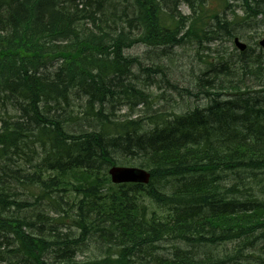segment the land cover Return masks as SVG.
<instances>
[{
	"label": "trees",
	"instance_id": "16d2710c",
	"mask_svg": "<svg viewBox=\"0 0 264 264\" xmlns=\"http://www.w3.org/2000/svg\"><path fill=\"white\" fill-rule=\"evenodd\" d=\"M111 1L0 0V153H4L0 158L8 156V163L0 164V264H106L110 259L122 264L130 256L143 264H219L212 262L217 250L195 259L187 249L220 243L229 251L226 244L237 239L244 244L236 254L243 253L257 246L249 241L252 235L258 236L260 255L241 264H264V196L258 200L250 192L264 191V94L253 88L264 86L261 54L251 60L252 48L232 54L223 48L215 61H209V77L205 73L198 88L208 99L207 106L177 115L146 116L152 128L130 113L123 120L103 113L105 104L124 103L132 111L134 104L149 100L132 79L138 78L132 72L136 59L124 55L126 48L145 43L161 46L164 52L169 46L182 45L187 37L208 40L210 33L221 43L232 42L235 36L243 37L240 32L248 26L247 20L264 19V0H240L244 16L232 18L209 13L206 0H121L122 8ZM180 1L193 9L181 17L191 21L188 30L173 14ZM222 1L227 9L230 1ZM245 75L255 78L247 82ZM74 92L78 98L81 93L86 96L81 98L86 108L83 115L96 120L93 131L69 130L70 121L79 120L78 114L68 112ZM222 111L233 113L232 123L240 124L237 129L229 127L230 119L220 117ZM30 138L40 142L41 149L48 145L50 155L40 171L23 173L14 167L11 153L18 155L23 147H31ZM114 150L139 155L140 159H132L150 170L149 184H113L109 167L102 166L115 163ZM6 176L12 179L6 181ZM107 182L108 195L103 199L98 190ZM170 183L175 184L171 193ZM17 184L28 185L24 190L29 196L41 189L46 207L58 215L43 211L27 214L33 218L14 217L10 210L19 205L10 198L20 189ZM73 185L78 189L73 190ZM242 188L248 193L239 194ZM71 190L81 194L75 193L77 201L68 205L59 193ZM140 194L162 204L172 202L177 212L164 220L147 218L138 201ZM178 201L184 205L178 206ZM23 202L28 208L34 206L29 199ZM59 209L72 220L67 224L80 230L79 238L58 228L63 225ZM52 222L56 224L46 230ZM84 238L96 243L105 239L118 252L116 256L108 252V259L102 260L81 261L75 254L66 257ZM166 239L178 240L174 245L181 253L155 255ZM14 241L16 246L10 251ZM182 243L188 247L181 248ZM52 247L53 255H61L48 262L42 256Z\"/></svg>",
	"mask_w": 264,
	"mask_h": 264
},
{
	"label": "rangeland",
	"instance_id": "374dc122",
	"mask_svg": "<svg viewBox=\"0 0 264 264\" xmlns=\"http://www.w3.org/2000/svg\"><path fill=\"white\" fill-rule=\"evenodd\" d=\"M116 1H117L118 7L122 8L123 1L121 2V0H112L111 2H116ZM229 1L230 2H229L227 9H223L222 0H206V6H208L210 10L209 13L219 12V15L221 17L232 18L234 14H238L243 17L245 9L243 8L241 1L240 0H229ZM206 6H205V9H206ZM195 8L197 11L198 6H195ZM167 11H170V9L167 8ZM192 11H193L192 7L187 5L185 2L180 1L177 5L176 11L173 12V14L176 17H178L180 22L181 20H183L180 24L183 26L185 30H188L189 28L188 26L191 25V21L186 22V20L181 19V17L182 15L190 14ZM117 14L120 15L121 12L118 11ZM260 18L261 16H259L258 19L247 20L248 26H245V31L243 32L238 31V32L243 34V37H240V38L243 41H245V43L248 44L249 48H252L255 50L252 56H250V59L254 60L256 58L255 56H257L258 54H261L262 56L261 58L264 61V48L260 45V40L264 38V19L261 18V20L263 19V21H260L259 20ZM193 25L195 29L199 28L198 25L197 26L195 24ZM131 33L135 35L137 34V31H133ZM208 37H209L208 40L204 38L203 40L201 39V41L198 38L191 39L192 37L190 38L187 37L185 38L186 41H184L182 45L177 44L174 47L169 46L168 49L164 52L162 51L163 47L161 46L156 47V46H151L145 43H138L132 47L126 48L124 51V55L136 59V62L132 65V72L136 76H138L136 80L134 79L135 77H133L134 82H136L137 84V90L141 91V89H143L146 91V93L149 95V103L134 104L135 109L132 111L130 110L129 106L123 105L124 103H119L117 105L116 103L114 105L105 104V106L108 105L107 107L109 108V109L107 108L106 113L108 112L111 114L113 113L114 115L112 116V118L115 116L123 120L124 118H121V117L129 113L131 115L130 116L131 118L139 119V118H147L146 116H152L156 114L157 112H166V113H169V115H173V113H176L177 115L181 113H186L188 111H192L193 109H196V108L206 107L208 104L207 102L208 99L203 95L202 92H200L198 88L200 86L201 81L202 80L204 81L206 78L209 77L207 70L212 66V64L209 61L211 59L215 61V58H218V56L222 54L223 48L227 50V53H231V54L238 51V50L235 51L233 49L232 43L227 42L228 39L223 41L225 43H221L219 42V38L217 39L213 37L212 39L211 33L208 35ZM236 37L238 36H235V38ZM187 41H191V42H187ZM152 68H154L155 71L152 70ZM204 75L206 78H204ZM262 75H264V64H263ZM254 78H255L254 76L249 77V75H245L243 80L250 82ZM128 81H130V79ZM253 88L255 91H259V95L264 94V86H258V87L253 86ZM74 95L75 97H72L73 98L72 107L74 108V110L73 109L71 110L72 108L71 107L70 109H68V112L69 113L74 112V114H78L79 120L74 122L77 126L70 121L72 128L69 127V130H71L72 133H78V131H81V130L93 131L94 128L96 127L95 125L96 122L91 120L92 119L91 116L83 115L84 110H86L84 99L78 98L76 93ZM119 101L123 102L122 100H119ZM69 107L70 106H68V108ZM96 108L99 109V106H97ZM171 118H173V116H171ZM146 120L147 121L146 123L144 122V124H149L150 126H152L151 122L148 121L149 119H146ZM77 122L79 123V125ZM32 138H30L31 147H23L22 150L17 151L18 155L16 153H11V155L13 156L12 159L15 162L14 167L16 169H20L21 171L23 170V173H25V171L28 173L30 172L35 173V172L40 171L41 166L47 160L46 158L49 159L50 153H49L48 145H45L44 148L41 149L40 142L34 143L32 141ZM22 152H27L28 155L22 154ZM3 155L4 153L2 151L0 153V157H2ZM114 156H115V163H113L112 165L141 167V165L138 163L139 161L138 159H132L134 156L140 159L139 155H133L124 150L123 151L121 150L119 152H114ZM7 158H8L7 155L5 156L4 159L0 158L1 160L0 164H4L3 162L8 163L6 162ZM36 165L38 168L35 167ZM112 165L106 164V165H103L102 167L105 169ZM143 168H146L148 170L147 167H143ZM254 171H252L251 173L254 174ZM240 177L242 178L241 175ZM9 179H8V176H6V181H8ZM3 180L5 179L3 178ZM19 186H20V189L14 188L16 191L18 190L17 193H19V195L15 192V194L12 193L14 197L10 198L12 201H15L16 204L19 205L18 208L12 206L10 210L11 211L10 213H12L14 217H19L20 219H23V218H26V216H29L27 214L30 212L32 213V216H33L43 211L46 212V214L50 216L58 215L57 211L52 209V207L51 209L46 207L45 203H48V202L45 201L46 196H45V193L41 189L37 191V193L40 196H36L35 198L37 200L35 201L34 198L26 194L24 190L25 188H29L28 185L26 187H22V185L17 184L16 188H19ZM73 186H71L73 190L78 189L77 186H74V187ZM101 186L102 187L98 191L100 194H102L101 195L102 198L105 199L108 195L107 191H108L109 184L107 182L106 187H103V185ZM171 187H174V185ZM73 190H71L70 193L68 192L59 193L60 194L59 196L61 195L65 196V200L68 202V205L73 204V202L77 201L73 196L75 193L81 194L79 191H75V193H73ZM169 191L171 193L173 192V189L172 190L170 189ZM245 191L246 189L242 188L241 193L239 194H244V193L247 194L248 192H245ZM250 192L254 194V196H256L258 200H260L264 196V193H263L264 191L262 190V188L255 189ZM56 193L57 192H54L53 194L55 195ZM239 194H237L236 196H238ZM24 199H29L30 203L33 204L34 206L28 208V205H26V203L23 202ZM40 199H42V201L39 203ZM138 201L140 203H143V206L145 207V209L143 210V214H145L147 218L164 220L166 217L171 216L170 213L175 214L177 212V209L175 208L176 205L173 204L172 202H169L168 204H162L152 198H149L145 194H140V199H138ZM178 202H179L178 206L184 205L183 202L181 201H178ZM65 208L69 209L67 206H65ZM14 209H16L15 212H13ZM19 210L21 211L19 212ZM183 210L186 211L185 208ZM71 211L73 212H71L70 215L72 216L76 215V214H72L74 212L76 213V208L72 209ZM59 212L60 214H63V217L60 219L63 225H58L59 226L58 228H60L61 230H65V231L68 230L69 232H72L74 234V236L72 237L73 239L79 238L80 230L77 228V226H74L73 224H67V222L70 223L72 220L68 218L65 212H63L61 209H59ZM29 217L33 218L31 216ZM52 224H56V223L52 222L51 224H48V227L46 228V230H48L49 227L52 226ZM13 240L14 238H12V241ZM81 241L83 243H81L79 247L76 245L73 247V250L75 252L68 253L66 257L72 256L75 254L76 259L81 260V261L90 260L93 258H99L100 260H102L104 258L108 259V256H109L107 254L108 252H110V254L114 256H116L115 254H117L118 252L117 250H113L114 248L111 247L112 245L109 244V241L107 242L105 239H100V241L97 243L93 239L89 240L87 238L81 239ZM249 241L254 242L255 246L256 245L257 246L252 249H248L247 245L249 243L247 242L245 247L247 248V250H252V251L246 250L245 252L238 253V254H236L237 252L236 250H238L237 247L241 248L242 244H244V241L237 240V239L226 244V249L229 251H224L225 246L223 248L222 244L220 243L216 245L213 243H210L209 245L203 246L201 248L200 246L198 247L192 246L191 248L189 247V249L187 250H191V253H193L192 256L198 259L199 258L202 259L200 254L205 256L204 253H209V252L215 253V250H217L218 255H216L215 259H213L212 262L215 263V261H217L219 264H241V261L249 260L251 256H256L258 254L260 255L261 248L259 246L260 244H259L258 236L257 235L250 236ZM162 243L163 245H161L158 248V251L157 253L155 252V255L165 256V257H172V256L174 257L175 253H178V254L181 253V252H178V250L176 249L177 245H174V244H179L178 240L171 241V240L166 239V241ZM184 244L182 243L181 245L182 247L181 246H178V247H181V248L188 247L187 244L185 245ZM14 246H16L15 241L12 243V245H10L9 250L13 251L12 248ZM108 248H111V249L108 250ZM263 248L264 247H262V249ZM53 249H55V247H52L49 251L44 252V256H42L48 262H52V260L56 256L61 255V253L53 255V252H52ZM148 253L149 252H146L145 255H148ZM229 253H235L236 255L235 254L234 255L236 257L231 256ZM261 253H263V251ZM226 255H229L228 256L229 259L223 260ZM139 258L143 260L142 256H139ZM128 260H130L128 263L124 262L122 264H143V262H141L137 258V256H130L128 257ZM230 260L231 262L228 263V261ZM106 261H107L106 264H116V263H113V259L106 260ZM221 261H224V263H221ZM150 264H160V263L152 262ZM253 264H257V263L255 262Z\"/></svg>",
	"mask_w": 264,
	"mask_h": 264
},
{
	"label": "bare ground",
	"instance_id": "6f19581e",
	"mask_svg": "<svg viewBox=\"0 0 264 264\" xmlns=\"http://www.w3.org/2000/svg\"><path fill=\"white\" fill-rule=\"evenodd\" d=\"M93 6V5H92ZM189 28L188 29H190L191 28V25L190 26H188ZM235 38V37H234ZM263 41H264V38L263 39H261L260 40V45L264 48V45H263ZM246 44V47L248 48L249 46H248V44L247 43H245ZM40 70V69H39ZM19 71H20V68H19ZM22 74V73H21ZM133 79V78H132ZM114 86V85H113ZM16 93V92H15ZM17 95V94H16ZM21 95V94H20ZM41 95V94H40ZM81 96H80V98H85L86 96L85 95H83L82 93L80 94ZM18 96V95H17ZM79 96V95H78ZM16 99V98H15ZM24 99V98H23ZM35 99H37V98H35ZM21 100V99H20ZM65 100V99H64ZM25 101H27V100H25ZM24 101V102H25ZM55 102V101H54ZM66 102V101H65ZM32 103V102H31ZM30 103V104H31ZM62 103H63V101H62ZM147 103H149V100L147 99ZM33 104V103H32ZM44 104V103H43ZM25 105V104H24ZM67 105V104H66ZM33 106V105H32ZM68 106V105H67ZM48 107V106H47ZM61 107V106H60ZM77 107V106H76ZM78 107H80V106H78ZM42 108V107H41ZM49 108H51V106L49 107ZM108 108V107H107ZM32 109H34V108H32ZM48 109V108H47ZM109 109V108H108ZM46 110V109H45ZM55 110V109H54ZM61 110H62V108H61ZM107 109L106 108H103V113L104 114H107L108 116H110L111 115V113H106L107 111H106ZM26 111V110H25ZM29 111V110H28ZM27 111V112H28ZM100 111V110H99ZM26 112V113H27ZM36 112V111H35ZM34 112V113H35ZM46 112V111H45ZM33 113V112H32ZM56 113V112H55ZM102 113V114H103ZM30 114V113H29ZM28 114V115H29ZM37 114V113H36ZM27 114H26V116H28ZM58 115V114H57ZM220 117L222 118V119H225V120H228V119H230L229 120V127L230 128H234V129H237V125L239 126L240 124H237V123H232V118L234 117L233 116V113H228V112H224V111H222V113L220 112ZM235 115V114H234ZM237 115V114H236ZM36 116V115H35ZM51 116V115H50ZM24 117V116H23ZM37 117V116H36ZM71 117H74V116H71ZM71 117H70V120H71ZM100 117V116H99ZM101 118V117H100ZM99 118V119H100ZM102 119V118H101ZM142 119V124L143 125H145L147 128L149 127V128H152V126H154V125H152V126H150L149 124H144V122L146 123V119H148V117L147 118H141ZM44 120V119H43ZM92 121H96L95 119H91ZM39 121H41V119L39 120ZM46 121V120H45ZM51 121V120H50ZM53 121V120H52ZM99 121V120H98ZM213 121H214V119H213ZM42 122V121H41ZM74 122H76V121H72V123H74ZM32 123V122H31ZM34 123V122H33ZM36 123V122H35ZM44 123V122H43ZM46 123H48V120H47V122ZM49 123H51V122H49ZM53 123V122H52ZM71 123V122H70ZM78 123V122H77ZM82 123V122H81ZM239 123V122H238ZM40 124V123H39ZM75 124V123H74ZM152 124V123H151ZM76 125V124H75ZM78 125H79V123H78ZM77 126V125H76ZM85 126V125H84ZM83 126V127H84ZM157 126V125H156ZM36 127V126H35ZM81 127V126H80ZM67 128H68V125H67ZM72 128V127H71ZM70 128V129H71ZM145 128V127H144ZM75 130V129H74ZM75 132V131H74ZM157 132V131H156ZM159 133V132H158ZM229 140V139H227V137H224L223 138V140ZM230 139H231V137H230ZM164 140V139H163ZM224 140V141H225ZM218 141V140H217ZM223 142V141H222ZM13 145V144H12ZM120 145V144H119ZM13 148V147H12ZM114 151H116V152H118L117 150H114ZM113 151V152H114ZM113 155V154H112ZM118 157V156H117ZM118 160V159H117ZM114 166H116V165H112V166H110L109 168H108V175H110V179H111V181L114 183V184H121V183H118V182H116V181H114L113 179H112V177H111V169L114 167ZM119 167H128V168H135V169H139V170H141L143 173H144V175H143V178L142 179H139V182H130V183H143V184H147V183H149L150 182V180H151V172H150V170L148 169H146V168H143V167H136V166H120V165H118ZM36 168H38L37 167V165L35 166ZM43 167V166H42ZM106 167V166H105ZM40 170V169H39ZM158 185V184H157ZM169 185V184H168ZM170 185L171 186H175V184H173V183H170ZM170 189H173V187L172 188H170ZM175 190V189H174ZM169 191V190H168ZM176 192V191H175ZM188 204V203H187ZM195 205V204H194ZM190 206V205H189ZM197 208V207H196ZM186 209V208H185ZM191 209H192V207H191ZM190 210V209H189ZM249 245V244H248ZM252 245H255V244H252ZM243 246V245H242ZM245 248V247H244ZM249 248V247H248ZM252 248V247H251ZM250 249V248H249ZM244 250V249H243ZM250 251H252V250H250ZM243 252V251H242ZM249 259V258H248ZM231 262V260L228 262V263H230Z\"/></svg>",
	"mask_w": 264,
	"mask_h": 264
},
{
	"label": "water",
	"instance_id": "95a60500",
	"mask_svg": "<svg viewBox=\"0 0 264 264\" xmlns=\"http://www.w3.org/2000/svg\"><path fill=\"white\" fill-rule=\"evenodd\" d=\"M235 44L239 49L245 50L246 44L241 42L238 38L235 39ZM264 45V41H263ZM112 179L118 183L120 182H139V179L143 178L144 173L135 168L114 166L111 169Z\"/></svg>",
	"mask_w": 264,
	"mask_h": 264
}]
</instances>
